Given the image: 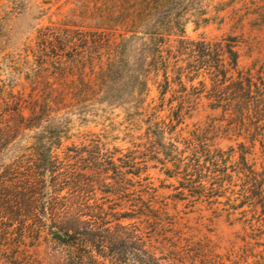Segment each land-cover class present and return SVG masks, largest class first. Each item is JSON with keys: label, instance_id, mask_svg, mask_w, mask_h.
I'll return each mask as SVG.
<instances>
[{"label": "trees", "instance_id": "1", "mask_svg": "<svg viewBox=\"0 0 264 264\" xmlns=\"http://www.w3.org/2000/svg\"><path fill=\"white\" fill-rule=\"evenodd\" d=\"M105 1L101 27L40 26L7 63L0 43V256L20 264L26 255L20 243L44 233L43 239L60 246L57 264H225L199 234L201 223L182 222L178 211L169 212L168 204L143 184V167L134 161L133 150L123 154L121 164L107 161L100 151L110 143L92 134L73 148L88 152L76 163L57 153L72 135L66 114L86 112L85 101L141 103L149 82L160 77L159 105L167 104L173 118L167 124L149 122L145 150L170 165L166 173L177 179L182 199L205 205L203 211L221 203L217 217L244 230L237 264H264L262 87L238 70L231 44L185 38L186 13L197 17L195 23L208 21L192 0ZM224 54L235 75L228 74ZM49 66H77L81 82L55 83ZM169 74L188 81L210 74V84L190 85L185 93L196 96L173 105L164 100ZM201 95L223 121L253 122V130L233 134L240 139L238 157L233 158L234 148L223 151L207 139L209 124L186 136L184 128L166 136L184 122L185 105L194 109ZM108 177L114 182H106ZM104 186L114 202L96 195V187Z\"/></svg>", "mask_w": 264, "mask_h": 264}, {"label": "rangeland", "instance_id": "2", "mask_svg": "<svg viewBox=\"0 0 264 264\" xmlns=\"http://www.w3.org/2000/svg\"><path fill=\"white\" fill-rule=\"evenodd\" d=\"M106 3L105 0H53L51 2L0 0L1 55H5V57L9 55L8 58H5L6 60L3 58V61L9 62L10 55H15L24 44L33 39L36 29L40 26L50 23L67 24L83 29L103 26L106 24L104 10ZM192 3L195 8L204 10L205 13L201 17H207L208 21L195 23L197 17L186 13L185 38L206 41L220 40L225 44H231L238 52V70L256 80L264 93V0H192ZM226 56V54L222 56L224 65L230 69ZM78 68L84 72L88 66H78ZM48 70L50 80L58 84L71 85V82L80 83L82 79L77 74V70H79L77 66H49ZM228 74L235 75L236 71L230 69ZM169 79L172 80V83L164 93V100L165 103L172 100L173 105L182 97L191 100L196 96L193 92L185 93L191 91L190 85L197 86L199 81L205 82L207 86L210 84V74L199 76L191 81L185 77L178 78L169 74ZM17 80L24 81L23 77ZM159 82L161 83L160 77L152 78L149 82V90L141 103L132 101L118 105L109 101L110 99L103 102L93 101L92 104L88 101L83 102L81 108L86 112L80 111L79 116L73 112L65 115V118H70L72 135L63 141L61 147L57 149V153L60 157L72 156V162L76 163L79 154L82 157H87L88 152L74 151L73 148L82 146L81 141L86 138L85 135L89 137L92 134L102 135L105 141L110 143L100 151L107 161L112 159L114 163L121 164L122 159L120 158L123 157V154L128 149L133 150L135 152L134 161L143 167L140 175L143 178V184L154 191L159 200L168 204L169 212L178 211V216L184 219L182 222L187 219V224L192 226L197 222L201 223L199 234L208 239V244L215 254L224 256L225 264H237V261H241L240 255L243 253L237 254L236 251L245 246L241 240L244 230L237 224H228L223 217H217L220 208L224 207L221 203H215L209 211H203L205 205H194L192 202L182 199L183 195L179 193L181 187H177L179 185L177 179L169 177L166 173V168L170 165L162 164L160 154L154 155L152 151L145 150L149 147L146 145L145 138L149 122L167 124L173 118V112L169 110L167 104L159 105L161 101L159 92L162 90ZM184 84L186 90L180 91ZM87 98H91V96ZM207 102L204 95H201L200 101L193 107L194 109L186 104L184 122L177 126L174 132L168 133L166 136L173 138L179 128H184L181 135L186 136L188 130L206 127L209 124L210 132H208L207 139H210L216 148L223 151L234 148L233 158L238 157L240 139L233 137V134L253 130V122H249V119H245L241 124H234L232 119L223 121L220 112L211 110L207 106ZM257 161L259 160L257 159ZM132 176L131 173L127 175V177ZM105 181L114 182L111 177L106 178ZM95 190L98 197L109 198L110 203L115 201V195L110 194L105 186L96 187ZM218 200H222V198H218ZM199 208H202V211H199ZM43 236L44 233L39 240L27 238L20 243L26 254L20 264H24L25 261H28V264H57L60 246L43 239ZM247 247L249 248V245ZM229 253H231L230 256ZM248 260L250 261L251 258L249 257ZM0 264L13 263L0 256Z\"/></svg>", "mask_w": 264, "mask_h": 264}]
</instances>
